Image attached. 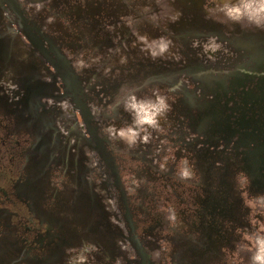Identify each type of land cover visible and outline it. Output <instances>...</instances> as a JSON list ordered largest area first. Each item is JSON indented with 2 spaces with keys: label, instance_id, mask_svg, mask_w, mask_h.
Here are the masks:
<instances>
[{
  "label": "rangeland",
  "instance_id": "obj_1",
  "mask_svg": "<svg viewBox=\"0 0 264 264\" xmlns=\"http://www.w3.org/2000/svg\"><path fill=\"white\" fill-rule=\"evenodd\" d=\"M240 4L0 0V264H254L264 13Z\"/></svg>",
  "mask_w": 264,
  "mask_h": 264
},
{
  "label": "clouds",
  "instance_id": "obj_2",
  "mask_svg": "<svg viewBox=\"0 0 264 264\" xmlns=\"http://www.w3.org/2000/svg\"><path fill=\"white\" fill-rule=\"evenodd\" d=\"M254 2H258V8H253V3ZM225 8L227 9V15L232 18V19H239L241 16H243L244 14H248L249 19H253V13H255L256 15H259L260 13H264V0H241V4L239 6H225ZM260 21L257 20L256 23H259ZM164 47L166 46H162L161 47V51L164 50ZM153 55H155V53H153ZM159 103H163V101H159ZM130 107L135 110L137 112V123L138 124H154L155 120L154 117L156 115L157 112V107L154 104H150V103H139L137 104L135 101H133L130 104ZM128 133L131 134V136H135L136 133L132 131L131 128L128 129ZM119 135L121 137L125 136V132L123 130L120 131ZM185 176L188 175L187 172L184 173ZM254 259V264H264V241L260 242V247L259 250L257 252V254L255 255Z\"/></svg>",
  "mask_w": 264,
  "mask_h": 264
},
{
  "label": "flooded vegetation",
  "instance_id": "obj_3",
  "mask_svg": "<svg viewBox=\"0 0 264 264\" xmlns=\"http://www.w3.org/2000/svg\"><path fill=\"white\" fill-rule=\"evenodd\" d=\"M232 1V0H231ZM231 7V6H230ZM219 13V12H218ZM223 14V15H225V16H227L229 19H232V18H230L228 15H227V9L225 10V11H220V14ZM255 14V13H254ZM255 16H257L256 14H255ZM53 215V214H52ZM54 216V215H53Z\"/></svg>",
  "mask_w": 264,
  "mask_h": 264
}]
</instances>
